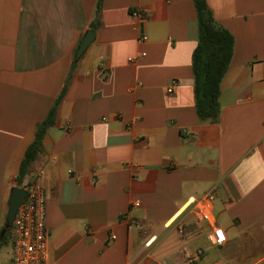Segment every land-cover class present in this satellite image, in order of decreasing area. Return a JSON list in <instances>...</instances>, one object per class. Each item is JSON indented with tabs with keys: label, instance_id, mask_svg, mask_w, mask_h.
Segmentation results:
<instances>
[{
	"label": "crops",
	"instance_id": "0c3cea01",
	"mask_svg": "<svg viewBox=\"0 0 264 264\" xmlns=\"http://www.w3.org/2000/svg\"><path fill=\"white\" fill-rule=\"evenodd\" d=\"M206 1L234 36L217 122L195 109L192 0H0V228L36 124L68 81L20 185L39 175L45 189L48 264H177L183 246L202 249L198 264H264V0ZM211 190L222 245L192 202ZM11 255L10 237L0 263Z\"/></svg>",
	"mask_w": 264,
	"mask_h": 264
},
{
	"label": "trees",
	"instance_id": "16d2710c",
	"mask_svg": "<svg viewBox=\"0 0 264 264\" xmlns=\"http://www.w3.org/2000/svg\"><path fill=\"white\" fill-rule=\"evenodd\" d=\"M197 14V44L192 53L194 104L201 121L217 122L220 116L221 80L226 73L233 54L234 36L213 16L206 0H192ZM98 9L90 27L98 26ZM54 100L46 116L36 124L34 138L27 146L21 160L16 182L20 186L28 174L31 163L42 149V141L54 124L59 102L66 85ZM29 184V183H28ZM28 184L22 187H27ZM11 227L6 223L0 228V247L8 243Z\"/></svg>",
	"mask_w": 264,
	"mask_h": 264
},
{
	"label": "built area",
	"instance_id": "2783aa9c",
	"mask_svg": "<svg viewBox=\"0 0 264 264\" xmlns=\"http://www.w3.org/2000/svg\"><path fill=\"white\" fill-rule=\"evenodd\" d=\"M131 15L138 22L143 18L142 12L133 10ZM139 24L135 25L139 29ZM139 38L146 41L148 36L142 30H139ZM141 56L145 52H141ZM133 60V57H128ZM170 92L172 88H167ZM27 189L25 199L17 208L12 226H11V257L0 264H48V238L49 231L46 225V192L40 181V176L31 181ZM214 191L211 190L199 199H193L195 214L198 219L209 222L211 228L207 232V239L214 245H222L227 241L225 230L216 223L210 221V215L206 207L208 200L213 198ZM138 203L136 202L135 205ZM131 225L140 226L139 222L131 221ZM111 238H115L112 235ZM150 240L148 241V243ZM202 249L192 250L188 246L182 247L183 259L177 264H198L196 261L202 254ZM204 264H223L220 260H212Z\"/></svg>",
	"mask_w": 264,
	"mask_h": 264
},
{
	"label": "water",
	"instance_id": "95a60500",
	"mask_svg": "<svg viewBox=\"0 0 264 264\" xmlns=\"http://www.w3.org/2000/svg\"><path fill=\"white\" fill-rule=\"evenodd\" d=\"M95 32L92 29H88L82 37L76 52L75 58H79L87 46L93 41ZM27 195V189L22 186H13L7 201V211L5 214V223L8 227L12 226L16 211L20 203L25 199Z\"/></svg>",
	"mask_w": 264,
	"mask_h": 264
},
{
	"label": "rangeland",
	"instance_id": "374dc122",
	"mask_svg": "<svg viewBox=\"0 0 264 264\" xmlns=\"http://www.w3.org/2000/svg\"><path fill=\"white\" fill-rule=\"evenodd\" d=\"M254 248H260L259 250H262V249H263V247H262V246H260V247H258V246H255Z\"/></svg>",
	"mask_w": 264,
	"mask_h": 264
}]
</instances>
